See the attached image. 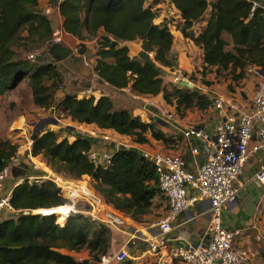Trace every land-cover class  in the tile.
<instances>
[{
	"label": "trees",
	"instance_id": "16d2710c",
	"mask_svg": "<svg viewBox=\"0 0 264 264\" xmlns=\"http://www.w3.org/2000/svg\"><path fill=\"white\" fill-rule=\"evenodd\" d=\"M161 1L65 0L58 6V13L65 37L75 40L71 44L80 47V55L86 52V42L99 38L93 72L100 82L118 90L131 88L139 95H161L181 118L192 109H208L211 102L197 91L181 88L178 82L172 90L164 84L162 67L176 68L169 22L201 46L204 76L225 73L238 84L251 69H264V7L251 14L253 0H172L179 17L172 15L168 23L158 24L156 7ZM51 2L56 7L55 0ZM204 21L205 27L196 36L194 27ZM57 28L40 9L39 0H0V98L25 85L36 107L53 109L74 123L95 125L102 131L129 137L140 146L150 145L152 140L165 148L180 143L162 132L154 118L145 121L127 108L116 107L107 93L96 96L91 84L86 91L60 94V61L49 56ZM135 41L142 43L143 51L132 58L124 43ZM30 55L48 59L31 60ZM88 90L92 93L87 94ZM30 139L32 159L41 166L67 180L86 182L103 202L139 224L135 226L149 223L155 199L163 196L154 164L139 150L121 147L110 164H95L90 159L95 146L91 136L61 137L56 131L42 129L40 133L32 131ZM17 150V145L0 142V173L12 163ZM62 186L68 196L78 200H86L81 194L89 195L78 184L63 180ZM10 204L14 211L0 217V264H101L102 258L111 254L112 229L96 225L83 211L68 216L62 190L50 179L32 183L24 178L14 187ZM53 208L52 212L41 210ZM82 251H88L89 257L78 259L71 254ZM135 260L112 264H135Z\"/></svg>",
	"mask_w": 264,
	"mask_h": 264
},
{
	"label": "built area",
	"instance_id": "2783aa9c",
	"mask_svg": "<svg viewBox=\"0 0 264 264\" xmlns=\"http://www.w3.org/2000/svg\"><path fill=\"white\" fill-rule=\"evenodd\" d=\"M64 1L55 0L54 8L58 11V6ZM259 7H264V0H253L251 14ZM168 25L172 26L170 22ZM64 39L65 34L60 22L59 28L53 34L51 44L63 43ZM149 56L153 58L154 55L149 53ZM37 58L35 55L29 56L31 60ZM258 73L263 76L262 84H260L264 88V69ZM175 80L188 81V78L182 72L176 71ZM91 93V90L87 91V94ZM213 96L212 104L224 113V118L216 128L215 138L210 140L211 151L198 170H187L179 156L154 153L149 150L142 153L155 166L161 196L168 204L169 214L146 228L145 234L135 229L131 237L134 245L138 243L146 245L143 254L156 258L158 264H179L178 262L181 264H249L252 260L248 250L236 245V240L242 235V231L226 229L223 225L222 212L225 207L234 204L239 197V181L244 172V165L257 152L264 149V91L254 97L250 108L244 109L239 106L234 97L228 98L220 94ZM158 118L172 124L176 115L162 110ZM91 134L92 137L98 136V132ZM183 134L189 140L192 138L209 140L199 124L190 126ZM102 138L105 141L112 140V137L107 134H103ZM123 147L131 148L127 145ZM90 159L95 164H110L112 154L92 153ZM19 160V156L14 157L12 163L5 166L0 173V217L8 211H14L10 204L11 196L4 195V182L9 178L14 163ZM255 180L264 187V166L256 174ZM34 181L39 183L42 179L37 178ZM189 189L194 191V196L189 195ZM83 195L87 199L86 203L90 205V209L84 212L96 225H99L101 220L116 229L128 228L129 231H133V227L130 226L132 223L127 215L121 216L119 214L121 212L107 205L97 194L92 196L81 194L82 197ZM197 201H206L210 206L208 211L210 222L206 235L198 242L173 244L168 238V234L172 231L173 219L185 213L191 204ZM70 213H72L71 210H69ZM155 228L159 229V233H154ZM127 258L136 259L129 256L127 245H124L118 252L113 251L109 256L103 257L101 264L120 263Z\"/></svg>",
	"mask_w": 264,
	"mask_h": 264
},
{
	"label": "crops",
	"instance_id": "0c3cea01",
	"mask_svg": "<svg viewBox=\"0 0 264 264\" xmlns=\"http://www.w3.org/2000/svg\"><path fill=\"white\" fill-rule=\"evenodd\" d=\"M166 1L168 2L161 1V3L156 7L158 8L159 12V17L156 21L158 24L168 23L172 15H175L177 18L179 17V12L174 8L172 0ZM39 2L40 5H45L46 8L50 6L48 0H39ZM53 19L55 25L59 27V23H62V19L58 12L54 14ZM207 19L208 16L206 17V20ZM205 25L206 21L197 24L194 27V33L196 34V36L199 35L200 31L205 27ZM173 28L176 32L175 34L173 33L174 45L172 49V55L176 60V68L169 69L162 67V71L164 72V74H170L172 76V83L176 84V82H178L181 88H187L191 91H197L201 96H205L211 102V106L205 110H199L197 108L192 109L191 111H187V114L184 118H181L176 114L174 106L172 107L167 105L162 98V101L164 103L161 106L162 109L157 110L153 108L154 119L160 123L159 128L162 130V132L171 136L173 139L181 141L178 145L176 144L174 148L167 147L168 149L165 148L162 143L153 140L150 144L155 143L156 151H159V153L181 157L184 167L187 170L196 171L200 168L201 165L205 163L207 156L212 148L210 140H213L215 138L216 128L224 118V113L217 110L212 104V99L214 97L213 95L220 94L228 98L234 97L238 101L240 107H242L243 109L250 108L252 105L251 102L254 97L258 93L264 91V88L261 85L263 76L258 73L263 69L253 68L249 71V74L252 73L254 78L257 77V86L259 88L258 93L255 92L254 84L252 85V83L248 81V77L238 84L230 80L228 81L229 83L227 84V86L216 85V73H209L205 76L202 73L203 50L201 46L197 45L193 40L185 38L182 33L176 28V26H174ZM224 37L226 40L231 41L230 37L227 34H225ZM65 39L69 40L72 43L75 41L73 38L71 39L67 36L65 37ZM98 40L99 38H94L86 42L85 45L88 49L90 48L97 53L99 47ZM124 45L129 47L130 55L132 58L139 57L143 51L142 43L140 41L127 42L124 43ZM176 71L182 72L188 78V81H176ZM92 73L94 78H92L91 80L89 79V83L94 88L99 89L102 94L107 93L108 95H111L116 107L127 108L133 113V115H141L142 107H139L140 100H153L155 98L153 96L139 95L133 92L131 88L123 90L112 88L107 84L100 82L99 78L96 74H94L93 70ZM199 74L200 76H203V80H199L198 82L194 81L192 78L197 77L196 75ZM208 82L211 84L209 85ZM157 97L162 96L160 95ZM151 104H153L152 101ZM146 106L147 105H145L144 107ZM162 110H166L173 114H176V119L172 124L164 120H159L158 114ZM149 120L147 119L145 121ZM70 122L72 124V127L67 128L68 131L66 132V135L72 137L81 135V132L77 130L80 127H85V129L87 130H96L98 132V136L94 140L95 146L92 153H109L113 155L116 151H118L125 145L137 149L140 153H143L147 151L148 147L150 146L137 145L133 143L132 139L129 137L119 136L116 133L114 134L113 132L102 131L95 125H81L73 123L71 120ZM196 124H199L201 126L209 140L196 138H192L189 140L185 138L183 133L190 126H195ZM103 134L109 135L110 137H112V140H103ZM194 150H197V152H194ZM29 152H31V150ZM262 166H264V149L257 152L255 156L244 165V172L239 181V197L234 204L225 207L222 212L223 225L226 229L231 231H242V235L236 240V245L250 252L252 260L249 264H264V187L255 180L256 174L259 172ZM15 176L19 178L18 176H20V174H17ZM12 178L14 179L10 189L7 191V193L4 192V194L7 196H11L14 187L20 184L19 179H16L13 176ZM189 195L194 196V191L189 189ZM209 207L210 206L208 202L197 201L191 204V206L185 213H182L174 218L172 221V231L168 234V238L172 240V243L175 245H183L188 242L201 241L206 235V231L210 222V216L208 212ZM154 212L155 214L160 216L159 218L157 217V221L169 214L168 204L164 198L157 197L155 199ZM130 221L133 224H130V226L133 227V231H129L128 228H124L120 231L125 234H132L133 237L134 230L136 229L135 225H137V223H135L131 219ZM154 233H159V229L155 228ZM132 237H130L129 239L127 237H122L123 240H121V242L118 244V247L116 248L120 250L124 245H127L128 249L135 248V245L132 242ZM140 245L145 249L144 244L141 243ZM136 255L138 256L134 258H136L137 260H141L143 258V254L141 253Z\"/></svg>",
	"mask_w": 264,
	"mask_h": 264
},
{
	"label": "rangeland",
	"instance_id": "374dc122",
	"mask_svg": "<svg viewBox=\"0 0 264 264\" xmlns=\"http://www.w3.org/2000/svg\"><path fill=\"white\" fill-rule=\"evenodd\" d=\"M162 2H168V1L162 0ZM48 3L50 4V6L46 8L45 5H40V9L47 16H49L50 19L53 21V24H55L53 18H54V14L58 11L53 7L51 0H48ZM173 27L174 26H171L170 30L172 34L173 33L175 34L176 31H174ZM62 46L72 48L75 52H74V55L68 58L67 60L58 62V66H59V69L63 77V85L59 93L60 94L61 92L76 93V92L81 91V89L86 91V89L89 87L88 85L90 84L89 81L92 78H94L93 73L88 77L80 75V69L77 68L78 66L76 67V63L78 64V60L80 61V59H84V56H85V62L81 64L83 65V67L92 71L93 70L92 68L94 67L95 61H96V55H95L96 51L90 48L88 49L86 47L85 54L80 55L79 54L80 47H76L75 45L71 44V42L67 39L64 40V43L62 44ZM38 55H41L40 51ZM45 57L48 58L47 56ZM50 59H54V58L50 56ZM200 74L196 75L197 77H193L192 79L197 82L199 80H203V76L202 75L200 76ZM161 76L164 81V84L167 85V88H169L168 90L170 89L172 90L178 87L176 84L172 83V76L170 74H164V72L161 70ZM247 77H248V81H250L252 85L254 84L255 92L258 93L259 88L257 86L258 85V80H256L257 77L254 78L252 73H250L249 76ZM230 80H232L231 77L228 74L223 73L216 78L215 83L216 85H226L227 86V84L229 83L228 81ZM101 93L102 92L99 89H94V94L96 96H100ZM151 101L153 102L154 105L151 104ZM139 104H140L139 107L140 108L142 107V111L140 110L141 115L139 116L143 120H147V119L152 120L154 118L153 108L157 110L162 109L161 106L164 103L162 101V97H155L153 100L152 99L151 100H140ZM145 105L147 106L144 107ZM45 119H51V122L46 124L43 130L56 131L61 135V137L66 135V132L68 131L67 128L72 127L70 119L65 118L63 114H60L59 112H55L53 109L44 110V109L36 107L33 103L31 92L29 88L26 87L25 85H21L20 87L16 89L10 90L9 92H7L5 96L0 98V142H10L13 145H17L18 147L17 156L20 157V160L17 163H14L16 165L18 164L19 165L12 167L10 177L4 182L5 183L4 192L7 193V191L10 189L13 179H14L12 178V176L15 177L16 179H19L20 184L24 182V178L28 179L29 182H32V183L37 178H41L42 180L50 179L54 181L59 188H61L62 197L66 201L65 207H68L69 210H71V212H73L72 210L76 212H82V211L84 212L86 210H89L90 205L84 202V201H87V199L85 198L86 200L81 201V200H78V198H75L73 196L71 197L68 196V192L62 186V181L66 180L69 183L78 184L79 187L82 188L84 193L89 194L88 196H92L93 194L98 195V192H96V190L92 189L91 186L87 184L86 182L81 181V179L76 180V181L67 180L63 178L62 176L58 175L57 173H55L54 170L51 171L47 167L41 166L39 161L33 160L32 158H30V156L32 157V155H31V152L29 151L30 150L32 151V144H33L31 143L32 140L30 139L31 132L35 131L37 124L41 122V120H45ZM56 120L58 121L57 124L54 123ZM77 130L81 132L82 136L84 135V136H91V137L93 136L91 133L97 132L96 130H87L85 129V127H80ZM93 138H96V137H93ZM148 150H150L151 152H157L155 148V143L150 144V146L148 147ZM20 164H24V165H20ZM14 170L18 171V173L21 174L20 176H18L19 178L15 176ZM9 212L10 211H8L6 215ZM35 213L43 214V213H38V211ZM68 216H69V213H68ZM68 216H66L64 220L60 221V223H64ZM121 216L123 215L121 214ZM157 217L159 218L160 216H158L157 214H155V212H153L151 219H149V223H147L145 226L143 225H140V226H142L143 229L151 227V224L157 221ZM108 229L111 230V228H108ZM111 231H112L111 253L113 251L118 252L119 249H117L116 247H118V244L123 239L120 237L119 235L120 233L116 232L113 229ZM140 244L141 243L137 244V246L135 245V248H130V249L127 248V252L130 257L134 258L136 254L144 253V251L146 250V245L144 249V247H141ZM71 254L78 259H86L89 257L88 251H82L80 253L71 252ZM142 257L143 258L141 260H135L134 261L135 264H154L156 263V260H157L156 258L149 256V255L143 254ZM130 260H134V259H130Z\"/></svg>",
	"mask_w": 264,
	"mask_h": 264
},
{
	"label": "water",
	"instance_id": "95a60500",
	"mask_svg": "<svg viewBox=\"0 0 264 264\" xmlns=\"http://www.w3.org/2000/svg\"><path fill=\"white\" fill-rule=\"evenodd\" d=\"M74 54V50L72 48L66 47V46H62L61 44H56L54 46H52L51 50H50V56H52L54 59L58 60V61H65L68 58L72 57ZM48 58H45L43 56H38L37 60H47ZM84 59H80V61L78 60V64L76 63V67L78 69H80V74L83 76H90L92 74V71L83 67V65L81 63H84ZM264 74V73H263ZM51 119H45V120H41V122H39L37 124V127L35 129V131L37 133H40L42 129L45 128L46 124L50 123ZM55 124L58 123V121L56 120L54 122ZM44 210L45 212H52L55 210V208L53 209H41ZM43 212V214L45 213ZM53 214V213H51Z\"/></svg>",
	"mask_w": 264,
	"mask_h": 264
},
{
	"label": "bare ground",
	"instance_id": "6f19581e",
	"mask_svg": "<svg viewBox=\"0 0 264 264\" xmlns=\"http://www.w3.org/2000/svg\"><path fill=\"white\" fill-rule=\"evenodd\" d=\"M30 158H32L31 156H30ZM71 184H73V183H71ZM75 185V184H74ZM84 192V191H83ZM87 194V193H86ZM99 224H102V225H104L105 227H107V228H111V229H113V230H115L116 232H118V233H120L119 235H120V237L122 238V237H127L128 239L132 236V234H125V233H123L122 231H120L119 229H116V228H114V227H112V226H109L106 222H103V221H101V220H99ZM135 228L137 229V230H139V231H141V232H144L145 231V229H143V227H138L137 228V226H135ZM145 233V232H144Z\"/></svg>",
	"mask_w": 264,
	"mask_h": 264
},
{
	"label": "flooded vegetation",
	"instance_id": "af4514ba",
	"mask_svg": "<svg viewBox=\"0 0 264 264\" xmlns=\"http://www.w3.org/2000/svg\"><path fill=\"white\" fill-rule=\"evenodd\" d=\"M65 40V39H64ZM64 43V42H63ZM75 52V51H74ZM74 55V54H73Z\"/></svg>",
	"mask_w": 264,
	"mask_h": 264
},
{
	"label": "clouds",
	"instance_id": "9594fccd",
	"mask_svg": "<svg viewBox=\"0 0 264 264\" xmlns=\"http://www.w3.org/2000/svg\"><path fill=\"white\" fill-rule=\"evenodd\" d=\"M5 195V194H4ZM143 244V243H142Z\"/></svg>",
	"mask_w": 264,
	"mask_h": 264
}]
</instances>
